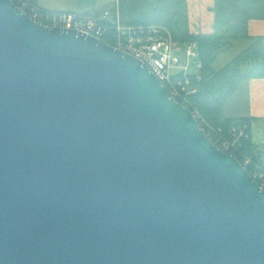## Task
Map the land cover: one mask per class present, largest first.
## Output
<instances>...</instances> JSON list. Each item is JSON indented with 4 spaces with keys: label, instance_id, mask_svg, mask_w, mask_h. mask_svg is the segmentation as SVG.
<instances>
[{
    "label": "water",
    "instance_id": "water-1",
    "mask_svg": "<svg viewBox=\"0 0 264 264\" xmlns=\"http://www.w3.org/2000/svg\"><path fill=\"white\" fill-rule=\"evenodd\" d=\"M0 264H264V190L139 58L0 0Z\"/></svg>",
    "mask_w": 264,
    "mask_h": 264
},
{
    "label": "trees",
    "instance_id": "trees-1",
    "mask_svg": "<svg viewBox=\"0 0 264 264\" xmlns=\"http://www.w3.org/2000/svg\"><path fill=\"white\" fill-rule=\"evenodd\" d=\"M27 1L36 4L34 0ZM116 6L123 24L162 26L178 42L196 43L199 78L192 80L194 91L189 94L186 107L197 113L199 124L213 142L220 134L227 137L231 126L243 128L236 158L242 162L244 154L259 163L264 144L250 140L249 117H226L223 106L241 82L264 77V35L248 32L249 20L264 19V0H213L210 7L212 31L208 33L190 30L186 0H117ZM91 14L89 16L96 15L95 12ZM241 39H248L250 43L221 67L214 68L213 63L219 54ZM101 40L109 45L115 44V31L108 23ZM210 127L220 128L221 133L210 130ZM245 168L251 173L249 165Z\"/></svg>",
    "mask_w": 264,
    "mask_h": 264
},
{
    "label": "built area",
    "instance_id": "built-area-1",
    "mask_svg": "<svg viewBox=\"0 0 264 264\" xmlns=\"http://www.w3.org/2000/svg\"><path fill=\"white\" fill-rule=\"evenodd\" d=\"M14 3L41 24L73 28L100 39L107 23L110 24L115 31L114 46L144 62L166 86L171 98L184 106L188 103L189 94L194 91L192 80L199 78L200 62L197 60L195 42L180 43L173 39L169 31L162 26L123 24L117 7L114 10H104L95 17L70 11H48L27 0H16ZM193 113L197 119V113ZM210 130L221 133L220 128L210 127ZM227 132V137H221L220 134L213 143L236 157L238 141L244 135V129L231 126ZM241 160L244 166H251L248 160L251 163L252 160H244L243 157ZM254 164L255 168L251 170V176L264 190V159Z\"/></svg>",
    "mask_w": 264,
    "mask_h": 264
},
{
    "label": "crops",
    "instance_id": "crops-1",
    "mask_svg": "<svg viewBox=\"0 0 264 264\" xmlns=\"http://www.w3.org/2000/svg\"><path fill=\"white\" fill-rule=\"evenodd\" d=\"M34 2L43 9L58 11H74L71 9L83 6L72 1L68 2L70 3L69 8L61 10L43 7L39 0H34ZM186 3L190 30L202 33L211 32L213 12L210 11V7L213 5V0H186ZM116 4L117 0H113L111 3L113 7L106 9H112ZM90 9H94L96 16L101 14V11L93 6ZM248 32L251 35H264V19L249 20ZM223 113L229 118L249 117L247 128L250 140L255 144H264V77L249 78L241 82L223 106ZM261 153L263 156L264 149Z\"/></svg>",
    "mask_w": 264,
    "mask_h": 264
},
{
    "label": "rangeland",
    "instance_id": "rangeland-1",
    "mask_svg": "<svg viewBox=\"0 0 264 264\" xmlns=\"http://www.w3.org/2000/svg\"><path fill=\"white\" fill-rule=\"evenodd\" d=\"M72 1H76L80 6L83 5L81 8H77L80 10L71 9V10H74L75 13H78V14L92 15L91 13L94 12V9L93 10L90 9V7H92V6L97 8L101 12H103L104 9H106V8L113 7L111 5L113 0H39V2L41 3V5L43 7H49L51 9H61V10L69 8L70 3H68V2H72ZM84 6H89V7L83 8ZM49 11H58V10H49ZM74 11H70V12H74ZM249 43H250V40H248V39H241V40L235 41L231 47L222 51L219 54V56L217 57V59L213 63L214 68L218 69L219 67H221L223 65V63L227 62L229 59H231L233 56H235L237 53H239ZM191 61H193V59H191ZM242 157L244 158V160L250 159L249 156H247V155L245 156L244 154ZM261 158H264V155L262 156V153H261ZM248 162L251 165L250 166L251 170L254 169L255 168L254 162L252 161V163H251L249 160H248Z\"/></svg>",
    "mask_w": 264,
    "mask_h": 264
}]
</instances>
